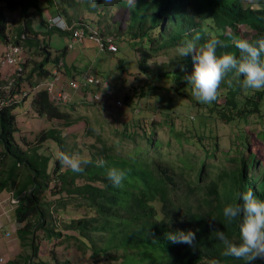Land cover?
I'll return each mask as SVG.
<instances>
[{"label": "trees", "instance_id": "trees-1", "mask_svg": "<svg viewBox=\"0 0 264 264\" xmlns=\"http://www.w3.org/2000/svg\"><path fill=\"white\" fill-rule=\"evenodd\" d=\"M45 1L52 11L51 15L63 17L67 24H78V26L89 24L97 28L102 37H111L115 45L121 44L118 40L120 37L135 46L134 50L142 55L138 64L145 80L134 94L138 91L143 98L156 90L153 85V80L156 79L150 78L147 59L157 51H177V47L186 40H194L199 47L211 37H216L224 45L217 47V56L231 53L238 57L236 39L254 42L264 38V11L245 6L244 0H136L134 7H129L127 0H113L112 6L104 4L103 0H96L95 8L90 7L89 0ZM1 2L6 4L8 10L15 11L19 8L22 13L17 38L25 35L24 44L30 51L32 50L27 82L31 84V79L35 78L41 83L51 74L47 65L51 61L53 64H58L63 60L60 56L53 60L50 57L48 37L58 31L50 30L45 25L46 31L40 33L47 38L44 36L39 38L40 33H34L28 24L26 13L30 8L27 7L28 2L0 0V4ZM113 8H117V13L120 15L119 20H113L115 24L108 22L111 19L108 17V11ZM35 9L40 19V10ZM84 15H92L96 20H85ZM240 26L247 28L253 34L248 36L241 33ZM227 29L231 31L228 34ZM7 31L6 18L0 6V43L8 42ZM155 31L156 34L153 35ZM197 35L201 37L200 40H195ZM126 37L129 39L126 40ZM15 43L19 44L20 40H15ZM65 51L66 49L62 51L63 55ZM176 58V61L162 66L153 75L161 81L171 82L170 90L178 97L188 96L192 101L190 105L195 108V115L183 118L178 114L181 116V121L177 124L176 121L179 120L175 115L177 112L169 111L172 108L167 107L165 110L168 112L159 122L150 120V114L130 123H126L129 120L117 122L119 127L114 132L117 140L110 144L101 135H97L94 138L98 145L92 143L87 146L89 153L85 157L94 162L103 159L104 167H96L93 163L85 166L82 173H74L71 169L62 166L59 160L61 153L82 155L83 152L78 144H67L61 138L59 131L51 129L39 139V142L53 140L58 149L57 159L49 169L48 165L53 162L51 156H38L37 150L34 151L36 147H31L32 152L29 153L14 142V117L11 113L18 107L17 104H10L0 113V146L2 147L0 164L2 166L7 158L11 159L9 181L15 175L17 177L19 174L17 170L20 167L27 172L23 184L17 185L16 197H20L22 193L24 196L20 197L22 203H19L14 211L16 220L24 223L22 232L33 236L36 229H41L45 239L51 241L54 238L66 237L64 231H72L75 235L68 237L77 240L81 245H86V242L91 243L94 254H104L113 249L117 251V255L109 258L117 260L120 264H264V258L243 261L231 256H223V245L212 234L215 228H220L230 237H238L237 224L223 227L222 208L227 204L237 203L234 194L248 187L245 181L264 197V167L257 164L254 152L245 155L251 139L264 142V110H262L264 90L254 91L244 88L243 77L232 70L225 74L218 89L217 99L211 104H201L191 96V85L188 83V77L193 72L191 56L178 57L176 54ZM63 72L68 79H75L80 84L78 91L82 97L81 102L75 100V91L69 89L71 95L69 102L54 106L49 101L47 93L39 90L32 96L30 105L39 117L49 121L62 120L66 127H70L74 123L71 114L62 108L106 105L104 102L89 103L85 100L87 88L82 86V79L84 74L91 71L80 69L76 66V62H73L67 68L64 64ZM111 81L108 78L107 82H110V88L115 96L119 90L111 85ZM88 88L93 97L99 95L103 97L102 100L110 97L105 91H96L90 86ZM116 101L114 107H117ZM129 101L128 93L123 94L121 107H129L131 104ZM208 118L218 120L230 129L231 133L226 141L219 144L220 138H217L214 130L208 127ZM253 125H256V130L252 128ZM247 126L249 131L245 130ZM160 131L165 132L166 138H170L171 148L179 150L173 145L174 142L182 144L180 149L192 145L200 148L206 158L214 156L209 152V147L206 149L210 142H213L212 147L215 151H219L221 146L227 147L228 151L223 152L221 157L224 161L226 159L230 161V170L216 175L220 180L219 183L211 182L209 168L212 166L205 167L204 160L191 163V159L196 158L188 153L172 155L169 152L171 148L167 149L163 146V140L166 138L163 139L161 134L159 135ZM249 132L252 134L251 137ZM124 141L132 142L134 146L125 151L122 148ZM166 162L181 164L179 172L171 166H165ZM110 167L119 168L127 173L126 179L119 188L114 187L107 179V170ZM5 180L2 187L7 186ZM49 181L55 183L54 187L59 189L57 193L64 197L61 196L54 202H48L45 196L42 197L43 192L48 189ZM78 181H82L81 185ZM62 198L70 199L71 202H62L60 201ZM77 199L86 213H94V215H85L72 219L68 224L60 225L57 218H54V212H61L59 208L64 209L66 204L77 206ZM56 203L58 209L52 207V204L56 206ZM211 217H215L220 223L212 221ZM189 230L195 233V246L174 244L166 238L168 232ZM101 232L106 233V238L102 246L96 248L93 235ZM23 238L21 236V239ZM36 242L37 239L30 245L32 258L37 257L39 247Z\"/></svg>", "mask_w": 264, "mask_h": 264}, {"label": "rangeland", "instance_id": "rangeland-1", "mask_svg": "<svg viewBox=\"0 0 264 264\" xmlns=\"http://www.w3.org/2000/svg\"><path fill=\"white\" fill-rule=\"evenodd\" d=\"M0 6L4 17L6 18L7 27L11 31L10 39L12 42H15L17 34L20 30L21 11L19 8L18 10L10 11L6 8V4L3 2H1ZM108 17H111V19H109L108 21L110 23H113V20H119L120 15L117 13V8L111 9L110 12L108 11ZM28 19V24L34 33L46 31L45 22H43L44 17L42 13L40 15V19L39 17H36V14L34 13L30 14ZM84 19L96 20V17L92 15H86ZM112 27L113 25L111 24V29ZM121 27L123 28V30H125L124 25H122ZM239 30L241 31V33L247 34L248 36L253 34V32L247 30V28L243 26H240ZM230 32V29H227V34ZM155 34L156 31L153 33V35ZM42 36L47 38L46 35L40 33L39 38H42ZM20 37H22V35H20ZM128 39L129 37H126V40ZM118 40L119 43H121L120 45L116 43L118 47V52L111 54L106 52L99 53L94 44L88 41H85L84 43L74 42L71 36L67 34L61 35V33L55 32L48 37L50 46V57L52 60L55 57L60 56L63 59V63L65 64L66 68L69 67V65L73 62H76V66L80 69H86L91 71L87 72L86 74H93L99 79L100 82L98 83V86H100V90L101 87H103L102 90L105 89V83H107L109 78L110 81L113 80L111 81V85L116 86L119 92H117L115 96L113 95L114 93H112V99H110L109 97L105 100H102L103 97L98 96V102H104V105H111L110 107H96L94 104L87 105L85 107L83 105H78L73 107V109L62 108V110H66L68 113L71 114V120L74 123L70 127H66L62 120L49 121L46 118L39 117L30 105L32 94H29L27 99L25 100H22L20 97L17 109L13 110L11 113L14 117L15 129L13 133V138L16 145H18L24 150H27L29 153L32 152L31 147H36L34 151L37 150L36 154L38 156H51V160H53V162L48 165V168L50 169L54 165V160L57 159L58 149L54 144L53 140L51 139H48L47 141L45 140L46 142L43 141L44 143L39 142L41 135L47 132L48 130L54 129L59 131L61 138L64 139V142L66 141V143L69 145H71L72 143L78 144L83 152L82 155L88 156L89 151L87 149V146L92 143L97 144L94 138L97 137V135H101L102 138L110 144L113 141L117 140L114 135L115 129L119 127V124L117 122L129 120L126 123H130L132 122V120L136 121L144 115L146 117V115L148 114L151 115L150 120H155V122H159L168 112L165 110V108L167 107L172 108L169 111L174 110L177 112L175 114L179 118V120L176 121L177 124L180 123L181 116L183 118H187L193 117V115H195V108L190 105V102L192 101L188 98V96L178 97V95L174 91L170 90L172 86L171 82H165V80L161 81V79L156 78V75H153V73H156L158 70H160L162 66L169 65L172 62L176 61L177 51L160 50L148 56L147 66L149 68L150 78L156 79L153 80V85L155 86L156 90L153 93L150 92L147 96L143 98L141 95L138 94V91L137 94H134L136 90H139L141 88L140 86L143 85V81L145 80V76L140 73L141 71L139 70L138 64L139 59L142 55L137 50L135 51V46L130 45L131 43H129L128 41L125 42L120 37H118ZM64 49H66L65 55L62 54V51ZM51 65L52 61L47 65V68L49 69ZM95 77L94 80H97ZM31 84L35 86L38 85L37 79L32 78ZM108 84L110 86V82H108ZM26 88H28V85H26ZM90 88H95L96 91H99L96 87L92 85L90 86ZM86 92L87 96L85 100L89 103H94L93 95L90 93V89L87 88ZM127 93L130 96V106L127 108L114 107L113 104L114 101H116L114 98L118 99V101H122L123 94ZM74 98L75 100H77V102H81L82 100V97L79 92H76L74 94ZM175 103L176 106H174ZM262 110H264V106L262 107ZM147 111L150 113H148ZM178 114H180L181 116ZM207 124L209 129L214 130L217 138H220L219 144L226 141V138L229 137L231 133L230 129L226 125L220 123L218 120L215 121L211 118H208ZM252 128L254 130L257 129L256 125H253ZM245 130L249 131V126L245 127ZM160 134L163 139L166 138L165 132L160 131L159 135ZM251 136L252 134H250V137ZM249 142L250 143L248 145V149L245 155L249 154V152H254L255 161H257V164H261L264 167V142L260 140H255L254 138L251 139ZM212 143L213 142L207 144L206 149L209 147V152H211V154H213L214 156L206 158L204 157L202 150L198 147L190 145L184 146V148L182 147L180 149L182 144L174 142L173 145L179 148V150H175L171 148V141L169 137L163 140V146L167 149L171 148L169 149V152L172 155L177 156L181 152H183L184 154L188 153L190 155H194L196 158L191 159V163H199L200 160H204L205 167L212 166L209 168V171H211L210 181H216L219 183L220 180L216 178V175L221 174L223 171L227 173L230 170V161L228 159L224 161L221 157L223 152L228 151V148L225 146H221L219 151H215L213 150ZM26 146H29V148H27ZM133 146L134 143L129 141H124L122 143V148L125 151L129 150ZM1 148L2 147L0 146V150ZM184 154L182 156H184ZM11 165L12 161L9 158H7L4 161V164L2 165L4 171H8V174L10 173V170L12 168ZM164 165L171 166L175 169V171L177 170L178 172L181 167V164L175 162H166ZM20 168L19 170H17V173H19L17 177L15 175V177L11 181H9V179L7 182L5 179L0 178V185L3 184V180L8 183L7 185H11L12 188L16 187L15 184L17 183L23 184V182L25 181V174H27V172L26 170H23V168ZM205 174L207 175V169ZM6 175L7 173H5L4 178H6ZM81 183L82 181H78L79 185H81ZM54 184V182L49 181L48 189L43 192L42 197L45 196V199L48 202H54L55 200L58 201L61 196L64 197V195H60L57 193L59 189L58 187H54ZM23 196L24 194L21 195V197ZM60 201L71 202V200L67 198H62ZM77 202V206H70L69 204H66L64 206V209L59 208L61 212H54V218H57V221L60 225L68 224L72 219H78L85 215H94V213H86L85 209L81 208L79 199H77ZM52 207L58 209V203H56V206L52 204ZM64 234H66L67 236L62 238H54L53 240L49 241L47 238L45 239L41 229H36L33 233L34 239L35 241L36 239L37 241L38 239H40L41 242H36L39 248L37 253L38 257L35 258L38 261H35L34 264H120V262H118L117 260L109 258L111 256L114 257L115 255H117V251H114V249L109 250L104 254H94L91 243L86 242V245H81L77 240L68 237L71 235H75L72 231H64ZM93 236L95 241V247L100 248L102 246L103 240L106 238V233L101 232L94 234ZM26 252H28L27 248L22 250L21 254H24ZM118 254H120V251H118ZM10 264L27 263L21 262L20 259L14 263L10 262Z\"/></svg>", "mask_w": 264, "mask_h": 264}, {"label": "clouds", "instance_id": "clouds-1", "mask_svg": "<svg viewBox=\"0 0 264 264\" xmlns=\"http://www.w3.org/2000/svg\"><path fill=\"white\" fill-rule=\"evenodd\" d=\"M89 3L90 7H96V0H89ZM103 3L111 5L113 0H103ZM127 3L129 7H134L136 0H127ZM244 4L250 5L254 10L261 6L260 0H244ZM200 39L199 35L195 37V40ZM94 46L96 47L95 44ZM218 46L224 47L222 41L216 37H211L199 47L194 40H186L177 47L178 57L191 56L193 62V72L188 77V83L191 85V96L194 100L201 104H211L215 101L225 74L232 70L243 77L244 88L254 91L264 90V59H262L264 38H259L254 42L247 39H236L235 47L239 50L238 57L231 53L217 56L216 49ZM107 87L106 83L105 89ZM59 160L62 166L71 169L74 173H82L85 166L93 163L96 167H104L105 165L103 159L94 162L80 153H61ZM126 175L124 170L116 167H110L107 170V179L117 188L122 186ZM245 182L248 187L241 190L240 193L234 194L237 203L227 204L222 208L223 227L233 223L237 224L238 237H230L220 228H215L212 234L223 245V256L252 261L257 258H264V197L259 195L249 182ZM0 207L5 206L1 203ZM4 211L9 214L12 209L9 207ZM211 218L214 222L218 221L215 217ZM166 238L174 244L182 243L195 246L196 236L191 230L168 232Z\"/></svg>", "mask_w": 264, "mask_h": 264}, {"label": "built area", "instance_id": "built-area-1", "mask_svg": "<svg viewBox=\"0 0 264 264\" xmlns=\"http://www.w3.org/2000/svg\"><path fill=\"white\" fill-rule=\"evenodd\" d=\"M45 25H47V28L50 30H55L59 33H64L71 36L74 42L83 43L84 41H89L94 43L100 53L117 52V46L114 44L113 39L111 37H102L98 33V29L92 25H69L59 15L48 17L46 19ZM10 35L11 31L8 28V31L6 32L8 42L0 43V113L12 103L17 104L18 106L20 97L22 100H25L29 94H32L33 96L39 90H44L47 93L49 101L54 106H59L69 102L71 99V95H69V89L74 90L75 93L79 92L78 89L80 84L76 82L75 79H68L66 74H64L63 60H60L58 64L52 63L51 74L49 78L44 79L36 86L29 84L27 82V77L30 70L29 66L32 61V50L30 51L24 44L25 35H22L20 38L16 37L15 40H20L19 44L12 42ZM94 77L95 76L93 74H85L82 79V86L86 89L92 85L101 91L103 87H101L100 90V86H98L100 81L97 77H95L97 80H94ZM26 85H28V88H26ZM102 91H106L108 96H112V89L109 85ZM98 96L99 95H94V101L99 100ZM115 104L117 107L122 106L121 101H116ZM15 201L12 200L11 204L18 203L17 200ZM3 215L6 219H8L9 215L7 211L2 212L0 217ZM0 231H5V225L3 222H0ZM5 234L6 236L10 235L9 233ZM1 261L2 259H0V262Z\"/></svg>", "mask_w": 264, "mask_h": 264}, {"label": "crops", "instance_id": "crops-1", "mask_svg": "<svg viewBox=\"0 0 264 264\" xmlns=\"http://www.w3.org/2000/svg\"><path fill=\"white\" fill-rule=\"evenodd\" d=\"M25 1L29 3V6L27 7H30L26 11L27 15L30 16V14L34 13L36 14V17H38V14H37L38 11L35 12L36 10L35 8H37V10H40V15L41 13L43 14V17H44L43 22L46 23V19L50 16H53L51 15L50 9L47 7L48 5L47 1L45 0H25ZM260 5L261 6L258 10L264 11V0H260ZM247 6H250V5H247ZM51 67L49 69H51ZM5 173H7L6 178H4ZM0 178L7 179V182L9 180L8 171L5 172L1 164H0ZM17 184H15L16 187H17ZM5 187H2L0 185V203H2L3 206H5V207H0V214L4 212V210L8 209L9 207L12 209V211L8 214L9 215L8 219H6L4 215L0 217V222H3V224L5 225V231L4 232L0 231V259H2V262H0V264H10V262L14 263L20 259H21V262H25L27 264H34L35 261H38L36 260V258L38 257V254L36 258H32V250L30 247L31 243L35 242L34 235L31 236L30 234L22 232L24 228V223L18 222L16 220L15 213H14L19 203L20 204L22 203L20 200L21 196L19 198H16V196H18L16 194L18 189H16V187L12 188V186H9V185ZM12 200L13 201L17 200L18 203L11 204ZM5 233H9L10 235L6 236ZM21 236H23L24 238L21 239ZM40 242H41L40 239H38L37 243H40ZM37 243L36 245H38ZM25 248H27L28 252L21 254L22 250H24Z\"/></svg>", "mask_w": 264, "mask_h": 264}]
</instances>
